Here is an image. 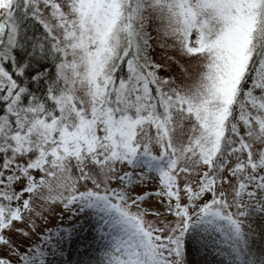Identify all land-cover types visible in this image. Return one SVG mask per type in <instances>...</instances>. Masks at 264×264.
Instances as JSON below:
<instances>
[{
  "label": "snow or ice",
  "instance_id": "obj_1",
  "mask_svg": "<svg viewBox=\"0 0 264 264\" xmlns=\"http://www.w3.org/2000/svg\"><path fill=\"white\" fill-rule=\"evenodd\" d=\"M0 264H264V0H0Z\"/></svg>",
  "mask_w": 264,
  "mask_h": 264
},
{
  "label": "rangeland",
  "instance_id": "obj_2",
  "mask_svg": "<svg viewBox=\"0 0 264 264\" xmlns=\"http://www.w3.org/2000/svg\"><path fill=\"white\" fill-rule=\"evenodd\" d=\"M56 222H60V221H59V216H58V215L56 216ZM50 226H54V225H50ZM98 254H99V253H98Z\"/></svg>",
  "mask_w": 264,
  "mask_h": 264
},
{
  "label": "trees",
  "instance_id": "obj_3",
  "mask_svg": "<svg viewBox=\"0 0 264 264\" xmlns=\"http://www.w3.org/2000/svg\"><path fill=\"white\" fill-rule=\"evenodd\" d=\"M33 87H34V89L36 88V86H35V85H34Z\"/></svg>",
  "mask_w": 264,
  "mask_h": 264
}]
</instances>
